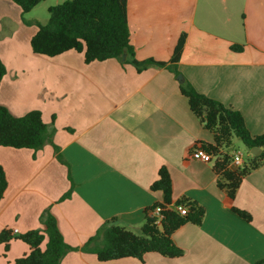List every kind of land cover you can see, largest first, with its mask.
Returning <instances> with one entry per match:
<instances>
[{
	"label": "crops",
	"instance_id": "0c3cea01",
	"mask_svg": "<svg viewBox=\"0 0 264 264\" xmlns=\"http://www.w3.org/2000/svg\"><path fill=\"white\" fill-rule=\"evenodd\" d=\"M48 2L37 6L48 9ZM126 11L137 61L168 65L184 34L176 64L183 81L238 111L251 135L264 132V0H127ZM24 20L29 19L15 4L0 0V59L7 70L0 106L13 116L39 111L51 139L37 151L0 147L7 182L0 232L43 230L49 212L73 248L111 219L138 233L145 209L163 200L150 186L165 168L173 200L189 198L205 211L200 226L185 224L173 233L181 257L147 253L141 261L100 262L91 253L70 250L59 264H254L264 259V165L247 175L235 194L232 206L250 216L245 221L223 200L215 159L190 156L196 142L213 139L190 111L177 76L156 66L137 72L115 59L86 64L75 51L52 58L34 54L30 40L37 26ZM234 45L242 51H232ZM28 251L19 240H12L6 252L0 244V264H15Z\"/></svg>",
	"mask_w": 264,
	"mask_h": 264
},
{
	"label": "trees",
	"instance_id": "16d2710c",
	"mask_svg": "<svg viewBox=\"0 0 264 264\" xmlns=\"http://www.w3.org/2000/svg\"><path fill=\"white\" fill-rule=\"evenodd\" d=\"M22 14L30 12L45 0H10ZM127 0H66L48 8L46 24H34L37 31L30 40L34 54L56 57L68 51L83 55L84 62H102L115 59L122 65L130 64L137 72L148 66L165 67L173 75H180L176 64L184 44L182 34L167 65L152 59L137 61L130 44L127 23ZM231 50L241 52L242 46H231ZM125 55V60L122 57ZM7 70L0 59V83ZM180 93L187 99L190 111L204 130L212 135V143L196 142L192 149L201 148L215 159L214 169L217 175L216 185L223 193L224 202L245 221L250 216L232 206L241 181L258 167L264 165V132L253 136L245 126L242 115L222 103L198 93L189 83L179 84ZM237 138L246 149L241 166L230 168L232 160L229 149L233 139ZM51 136L39 111H31L22 116H13L6 107L0 106V147L29 149L37 151L50 142ZM254 148L261 149L255 156L250 153ZM191 149V150H192ZM61 164H65L58 157ZM7 187L5 173L0 166V201ZM150 189L162 193V202H157L144 211V222L138 234L115 223V219L104 222L78 249L67 245L58 230L55 218L44 214L43 230H31L15 235L9 229L0 232V244L8 250L12 240L25 243L29 251L15 260V264H59L70 250L91 253L100 262L134 258L142 260L147 253H157L165 258H178L183 250L175 245L173 233L185 224L200 226L204 218V209L189 198H172V182L165 168L158 171L157 180ZM70 196L67 192L60 200ZM184 207L181 215L177 207ZM160 210V222L155 224V209ZM254 264H264V259Z\"/></svg>",
	"mask_w": 264,
	"mask_h": 264
},
{
	"label": "rangeland",
	"instance_id": "374dc122",
	"mask_svg": "<svg viewBox=\"0 0 264 264\" xmlns=\"http://www.w3.org/2000/svg\"><path fill=\"white\" fill-rule=\"evenodd\" d=\"M51 2H52V5L51 6H55L56 5V4L53 3V0H49L48 3H51ZM41 7L42 6H37L29 14H27V15L26 14H22V15L25 16L27 19H29V20H27V22H30V23L38 22L40 24H46V22L48 20V17H49L48 11H47L48 9H45V6H44V8H41ZM25 21L26 20H24V23H25ZM30 25H32V24H30ZM229 151H230V154L231 155H233L234 153H241L242 156L244 157L247 154L245 147L242 145V143L237 138H234L233 139V145L229 149ZM136 234H138V233H136Z\"/></svg>",
	"mask_w": 264,
	"mask_h": 264
},
{
	"label": "built area",
	"instance_id": "2783aa9c",
	"mask_svg": "<svg viewBox=\"0 0 264 264\" xmlns=\"http://www.w3.org/2000/svg\"><path fill=\"white\" fill-rule=\"evenodd\" d=\"M190 156L192 159H195V160H199V161H202V162H209L213 159V157H211L206 151H204L203 149L201 148H194L191 150V153H190ZM243 160H244V157L242 156L241 153H234L233 156H232V160L229 164V167L230 168H236V167H239L242 165L243 163ZM177 211H179V213L181 215H184L185 214V209L184 207H177ZM160 210L159 209H155V211L153 212V215L156 217V222L155 224H159L160 222Z\"/></svg>",
	"mask_w": 264,
	"mask_h": 264
},
{
	"label": "water",
	"instance_id": "95a60500",
	"mask_svg": "<svg viewBox=\"0 0 264 264\" xmlns=\"http://www.w3.org/2000/svg\"><path fill=\"white\" fill-rule=\"evenodd\" d=\"M125 60V55H123L122 57V61ZM176 80L179 82V83H182L183 82V77L181 75H178L176 77ZM251 154L255 155V156H258L260 153H261V149H257V148H254L250 151Z\"/></svg>",
	"mask_w": 264,
	"mask_h": 264
}]
</instances>
